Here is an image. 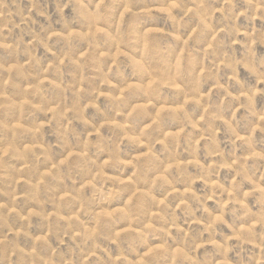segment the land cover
Masks as SVG:
<instances>
[{
    "label": "rangeland",
    "instance_id": "rangeland-1",
    "mask_svg": "<svg viewBox=\"0 0 264 264\" xmlns=\"http://www.w3.org/2000/svg\"><path fill=\"white\" fill-rule=\"evenodd\" d=\"M0 264H264V0H0Z\"/></svg>",
    "mask_w": 264,
    "mask_h": 264
}]
</instances>
